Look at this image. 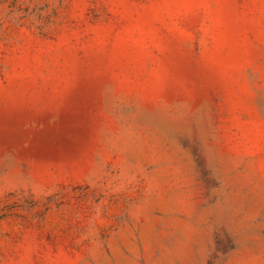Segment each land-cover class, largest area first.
I'll list each match as a JSON object with an SVG mask.
<instances>
[{
    "label": "rangeland",
    "instance_id": "374dc122",
    "mask_svg": "<svg viewBox=\"0 0 264 264\" xmlns=\"http://www.w3.org/2000/svg\"><path fill=\"white\" fill-rule=\"evenodd\" d=\"M0 264H264V0H0Z\"/></svg>",
    "mask_w": 264,
    "mask_h": 264
}]
</instances>
